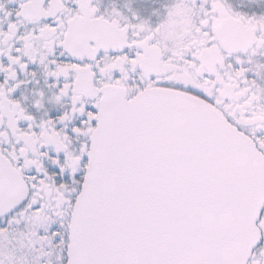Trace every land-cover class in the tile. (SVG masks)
Masks as SVG:
<instances>
[{
	"label": "snow or ice",
	"instance_id": "1",
	"mask_svg": "<svg viewBox=\"0 0 264 264\" xmlns=\"http://www.w3.org/2000/svg\"><path fill=\"white\" fill-rule=\"evenodd\" d=\"M0 264H264V0H0Z\"/></svg>",
	"mask_w": 264,
	"mask_h": 264
}]
</instances>
